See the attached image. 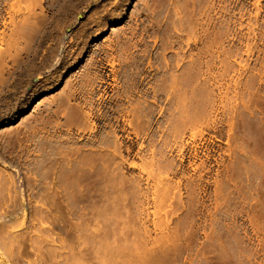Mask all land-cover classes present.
Instances as JSON below:
<instances>
[{"label": "rangeland", "instance_id": "374dc122", "mask_svg": "<svg viewBox=\"0 0 264 264\" xmlns=\"http://www.w3.org/2000/svg\"><path fill=\"white\" fill-rule=\"evenodd\" d=\"M0 264H264V0H0Z\"/></svg>", "mask_w": 264, "mask_h": 264}]
</instances>
